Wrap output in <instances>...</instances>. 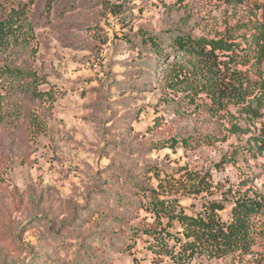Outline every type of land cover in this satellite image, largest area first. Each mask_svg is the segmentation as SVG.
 <instances>
[{"label":"rangeland","instance_id":"obj_1","mask_svg":"<svg viewBox=\"0 0 264 264\" xmlns=\"http://www.w3.org/2000/svg\"><path fill=\"white\" fill-rule=\"evenodd\" d=\"M20 1L34 31L0 57V264H177L147 247L153 239L142 229L165 228L167 219L159 224L145 208V188L163 182L160 196L178 198L189 213L223 201L224 220L230 187L264 197L261 155L241 151L221 163L264 116L249 123L236 114L252 132L231 133L230 113L165 78L172 36L244 42L264 28V0H56L50 10L47 0ZM144 32L161 38L159 50L142 42ZM14 68L24 76L8 77ZM208 134L217 140L199 139ZM174 137L189 143L164 146ZM203 176L211 187L198 194ZM167 231L179 234L180 224ZM262 258L264 236L250 254L203 264Z\"/></svg>","mask_w":264,"mask_h":264},{"label":"trees","instance_id":"obj_2","mask_svg":"<svg viewBox=\"0 0 264 264\" xmlns=\"http://www.w3.org/2000/svg\"><path fill=\"white\" fill-rule=\"evenodd\" d=\"M55 1L47 0L48 10ZM28 9V4L20 0H7L0 4V57L7 54L12 46L18 45L21 39L33 34ZM262 16L264 20V11ZM142 42L158 50L162 43L159 36L147 32L142 35ZM169 49L173 51L175 60L168 64L165 72L167 86H190L193 92L204 93L209 100V104L206 103L209 109L230 113L231 133L252 132L237 122L236 114L249 123L264 116V75L261 69L264 62V28H259L250 36L244 34V42L231 35L209 37L180 32L171 37ZM247 65L249 68L243 69ZM250 69L254 70L257 78L251 76ZM6 72L11 79L24 76L20 68ZM200 105L197 103V106ZM217 138L208 134L199 139L213 143ZM189 139L169 138L164 146L176 149L180 142L187 146ZM241 151L245 155H261L264 159V121L248 137L246 146L225 154L221 163L236 162ZM156 175L160 177L157 170ZM199 183L201 187L194 185L198 194L211 187L206 176ZM159 188H165V184L160 182ZM160 189L145 188L143 192L149 194L144 205L159 224L166 218L167 225L161 229L156 226L144 227L142 231L153 239L147 247L167 254L177 264H203L204 261L232 255H247L252 252L255 242L264 236L258 230L263 225L260 218L264 215V197L260 193L237 195L234 194V187L223 192V200L227 202L231 195L230 217L224 220L218 212L226 207L223 201L210 200L202 204L203 211L189 213L178 198H162ZM174 221L180 224L179 234L167 231ZM170 239L174 241L173 244L169 243ZM258 264H264V258Z\"/></svg>","mask_w":264,"mask_h":264}]
</instances>
